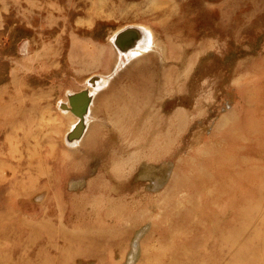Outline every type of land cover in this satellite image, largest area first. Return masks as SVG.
Segmentation results:
<instances>
[{"label":"rangeland","instance_id":"rangeland-1","mask_svg":"<svg viewBox=\"0 0 264 264\" xmlns=\"http://www.w3.org/2000/svg\"><path fill=\"white\" fill-rule=\"evenodd\" d=\"M0 264H264V0H0Z\"/></svg>","mask_w":264,"mask_h":264},{"label":"bare ground","instance_id":"bare-ground-1","mask_svg":"<svg viewBox=\"0 0 264 264\" xmlns=\"http://www.w3.org/2000/svg\"><path fill=\"white\" fill-rule=\"evenodd\" d=\"M143 44V43H142ZM145 46H144V48H143V50L142 51H139L137 54H136V51H133V50H131V51H129L128 52V55L132 58V59H134V56L135 55H137V57H139L140 58V62L137 64V66H139V70L138 71H136V69L134 68H132V69H130L129 70V73H131V74H134V76L135 77H137V78H139L140 80H141V82H142V86H131V88H128V90H127V92H128V94H130V96L131 97H134V98H136V96L138 95V94H142V95H144V96H146L147 97V100L145 101V102H143V104H145V103H149V104H151V109H150V112L148 113V115H149V117H146V118H144L143 120H147V121H153L154 119H152V118H154L156 115H157V118H158V115H161L162 116V114L163 113H158L157 112V114L155 113L156 112V107H157V103H159L161 100H162V102H161V105H163V107H164V104L166 105V100L165 99H163L164 98V96H165V94L166 93H168V95H169V91L171 90L170 89V86H168L166 83H167V81H168V78H173V74H177V72H178V67H177V64H176V62H178V60H180V58L182 57V54H179V55H176L175 57H169V56H158L159 58H157V56H153V54L152 55H147V56H144L145 54H148V52H147V48H148V45H146V44H144ZM140 49V48H139ZM204 47L200 50V51H204ZM213 57V59H215V57L214 56H212ZM131 59V61H133ZM213 59H211L212 61H213ZM158 60H160V63H161V65H163L164 66V70H163V73H162V75H163V81H162V83H160V86H158L157 88H155V86H154V76H155V74H151L149 77H145L144 75H143V70L144 69H147V68H152L155 64H156V62L158 61ZM130 61V62H131ZM189 62H190V60H189ZM141 71V72H140ZM186 74V73H185ZM178 76H180V75H178ZM104 87V86H103ZM102 87V88H103ZM101 88V89H102ZM91 89V88H90ZM100 89V88H99ZM173 90H175V89H173ZM177 90H179V92H182V91H184V88H179V89H177ZM99 90H97L96 92H98ZM86 92V91H85ZM77 93V92H76ZM87 93V92H86ZM90 98H91V105H90V108H89V113L90 112H92V106H94L93 105V103H94V96L95 95H93L92 93V91H90ZM89 94V93H88ZM184 94V93H183ZM73 96H75L74 94H72ZM186 95V94H185ZM72 96V97H73ZM89 96V95H88ZM179 97V96H178ZM115 98H118V96L117 97H115ZM115 98H113L114 100H115V103H112V108H109L110 109V111H112V113H110L109 115L113 118V120H114V123L115 122H121V123H124L123 125H125V122H122V118H123V116H125V115H129L127 112H125V111H127V108H128V104H127V102H126V100H127V97H125L126 98V100L124 101V96H121L120 98H121V100H119V99H115ZM181 98H183L182 96H181ZM180 100V99H179ZM185 101H186V99H184ZM124 103H126V104H124ZM142 104V105H143ZM67 106H68V104H66ZM109 105V104H108ZM70 106V105H69ZM92 107V108H91ZM163 107H160V109H163ZM176 107V106H175ZM68 108V107H67ZM174 108V107H173ZM108 109V108H107ZM160 109H159V111H160ZM158 111V110H157ZM174 111V110H173ZM171 112V111H170ZM169 112V113H170ZM195 112V111H194ZM65 115V114H64ZM169 115V114H168ZM202 115V114H201ZM168 117V116H167ZM78 118V117H77ZM111 118V119H112ZM174 118V119H173ZM81 119V118H80ZM164 119H166V117L164 118ZM168 120H169V117H168ZM170 120H174V122H176V124L177 125H180L181 127H184L187 123H189L188 121V115L186 114V110L185 109H183V108H178L176 111H174L173 112V117H170ZM82 121V120H81ZM80 121V122H81ZM84 121V120H83ZM82 121V122H83ZM125 121V120H124ZM165 121V120H164ZM80 122H79V124H80ZM91 122V121H90ZM167 122V121H166ZM84 123H85V121H84ZM83 123V124H84ZM121 123H119V125H122ZM133 123H135V122H133ZM78 124V123H77ZM78 124V125H79ZM160 124V123H159ZM161 124H163V121H162V123ZM122 125V126H123ZM85 127H86V125H84ZM117 126V125H116ZM122 126H120V128H121V130L123 129L122 128ZM137 126H138V128H139V126H140V122H138L137 123ZM78 127V126H77ZM83 127V126H82ZM127 127V126H126ZM84 128V127H83ZM119 128V127H118ZM137 128V129H138ZM75 129H76V127H75ZM85 129V128H84ZM84 129H83V131H84ZM127 129V128H126ZM79 130V129H78ZM88 130V129H87ZM87 130L85 131V133H84V135H83V137H85V135H86V133H87ZM125 130V129H124ZM164 131V130H163ZM79 132V131H78ZM123 132V131H122ZM121 132V133H122ZM126 132V131H125ZM159 132H161L160 130H159ZM158 132V133H159ZM77 133V132H76ZM157 133V132H156ZM157 133V134H158ZM167 133V135H168V131H166L165 132V134ZM82 137V138H83ZM158 137L160 138V136H159V134H158ZM78 139V138H77ZM76 138L74 139V141L76 142V140H77ZM134 141V140H133ZM139 143V142H138ZM150 146V145H149ZM160 147H161V149H163L164 150V146L163 145H160ZM146 157H148V158H152L153 157V155H146ZM123 165V164H122ZM119 168V167H118ZM123 168V167H122ZM117 170V169H116ZM119 172V171H118Z\"/></svg>","mask_w":264,"mask_h":264},{"label":"water","instance_id":"water-1","mask_svg":"<svg viewBox=\"0 0 264 264\" xmlns=\"http://www.w3.org/2000/svg\"><path fill=\"white\" fill-rule=\"evenodd\" d=\"M141 34H139L136 29H128L117 35L114 40L115 45L121 52L127 53L133 47L134 44H131L130 40H136L139 38ZM130 37V38H129ZM70 103L72 106V112L77 116H82L86 113L87 108L89 106V96L86 92L77 94L70 98ZM80 130L82 129V124L79 126ZM80 131L78 133H73L72 137H79Z\"/></svg>","mask_w":264,"mask_h":264}]
</instances>
